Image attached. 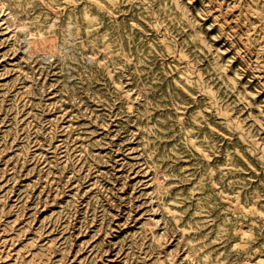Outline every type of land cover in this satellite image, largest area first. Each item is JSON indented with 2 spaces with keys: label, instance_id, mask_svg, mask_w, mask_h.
<instances>
[{
  "label": "rangeland",
  "instance_id": "obj_1",
  "mask_svg": "<svg viewBox=\"0 0 264 264\" xmlns=\"http://www.w3.org/2000/svg\"><path fill=\"white\" fill-rule=\"evenodd\" d=\"M0 264H264V0H0Z\"/></svg>",
  "mask_w": 264,
  "mask_h": 264
}]
</instances>
